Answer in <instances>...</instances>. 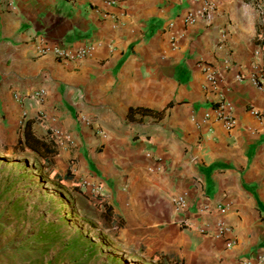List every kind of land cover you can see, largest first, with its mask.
Segmentation results:
<instances>
[{
	"label": "crops",
	"instance_id": "1",
	"mask_svg": "<svg viewBox=\"0 0 264 264\" xmlns=\"http://www.w3.org/2000/svg\"><path fill=\"white\" fill-rule=\"evenodd\" d=\"M261 64L264 0H0L4 130L30 119L63 146L56 165L120 201L134 235L178 264H264ZM131 107L167 108L130 120Z\"/></svg>",
	"mask_w": 264,
	"mask_h": 264
},
{
	"label": "rangeland",
	"instance_id": "2",
	"mask_svg": "<svg viewBox=\"0 0 264 264\" xmlns=\"http://www.w3.org/2000/svg\"><path fill=\"white\" fill-rule=\"evenodd\" d=\"M1 123L0 264H162L163 257L165 264L172 261L147 237L134 235L137 223L120 201H99L74 173L69 179L58 178L56 174L67 173L64 165H56L52 155L45 158L31 148H18L19 130L6 132ZM96 134L103 136L101 130ZM103 146L97 151H104ZM131 174L125 167L126 181Z\"/></svg>",
	"mask_w": 264,
	"mask_h": 264
},
{
	"label": "trees",
	"instance_id": "3",
	"mask_svg": "<svg viewBox=\"0 0 264 264\" xmlns=\"http://www.w3.org/2000/svg\"><path fill=\"white\" fill-rule=\"evenodd\" d=\"M171 104H169L168 107L171 106ZM166 108L162 109L161 111H156V110L146 108V107H131L129 114H128V118L130 120L137 119L136 117L137 113L142 114V116L146 114H153L159 117H163L166 113ZM19 134L20 135H19V139L17 142V147L20 149L31 148L39 152L45 158H49L51 155L53 156L59 152L58 142L54 138L46 140L34 134V131L32 130V127H31L30 119L27 120V122L25 123V125L23 126ZM135 138H138L137 135L135 136ZM69 174H70V171H68L66 175L63 177L59 174H56V176L58 178H68L69 179L70 178ZM111 209H112L111 206L108 205L107 210H111ZM165 259L166 258L163 257L162 264H165V261H164ZM168 264H178V261L172 260L171 262H168Z\"/></svg>",
	"mask_w": 264,
	"mask_h": 264
},
{
	"label": "built area",
	"instance_id": "4",
	"mask_svg": "<svg viewBox=\"0 0 264 264\" xmlns=\"http://www.w3.org/2000/svg\"><path fill=\"white\" fill-rule=\"evenodd\" d=\"M194 15H191V18H193ZM49 49V46H44V47H41L39 52L40 54H43L45 53L47 50ZM56 52L58 54H63L60 49L56 48L55 49ZM88 52V49H81L79 51V55H85L86 53ZM242 78H244V76H242ZM209 79L211 81V83L213 84H216L217 80H216V77L213 73L210 74L209 76ZM250 79L262 90H264V64H261L260 66H258L255 70L254 73L251 74L250 76ZM217 112V118L218 119H222L225 124L228 126V127H232L236 124L237 120L235 118V115H234V109L233 107L225 101V98L223 97V95H221L219 101H218V106L216 107L215 109ZM255 113L259 116V117H264V112H260L258 110H255ZM177 206L179 208H181V211L183 212L184 214V210L188 209V203L185 199L184 196H180L178 197L177 199ZM220 210L223 212L225 211L224 207L220 206L219 207ZM185 217L183 216L181 221H185ZM219 228H220V234H223L227 231L230 230V227L227 226L224 222H220L219 223ZM235 243V240L234 239H228L227 240V244L228 246L230 245H233Z\"/></svg>",
	"mask_w": 264,
	"mask_h": 264
}]
</instances>
